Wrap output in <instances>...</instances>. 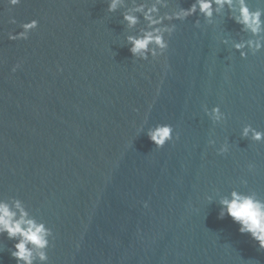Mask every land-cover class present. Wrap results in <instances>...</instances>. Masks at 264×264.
I'll return each mask as SVG.
<instances>
[{
  "label": "water",
  "instance_id": "obj_1",
  "mask_svg": "<svg viewBox=\"0 0 264 264\" xmlns=\"http://www.w3.org/2000/svg\"><path fill=\"white\" fill-rule=\"evenodd\" d=\"M153 2L109 13L107 0H0V199L23 200L53 230L47 264H264L258 243L218 218L233 189L264 199V142L240 135L264 131V48L241 58L232 43L256 37L225 10L211 24L173 21L164 56L137 60L125 37L144 21L129 29L121 13ZM32 19L27 40L8 39ZM217 105L227 119L214 125L204 107ZM158 123L179 139L157 149L138 132ZM0 243V264H16L14 242Z\"/></svg>",
  "mask_w": 264,
  "mask_h": 264
},
{
  "label": "clouds",
  "instance_id": "obj_2",
  "mask_svg": "<svg viewBox=\"0 0 264 264\" xmlns=\"http://www.w3.org/2000/svg\"><path fill=\"white\" fill-rule=\"evenodd\" d=\"M22 0H6L11 9L20 5ZM170 0H155L150 5L147 3L137 4L136 7L121 13L122 22L129 29L136 28L141 19L144 26L140 27L134 34L125 37V46L128 47L132 57L147 61L149 57L156 60L164 56L169 43L166 36H171L176 29L173 21H185L189 17L196 15L203 17L204 21L211 24L216 16L227 10V18L240 25L241 32L251 33L256 39L234 41L231 45L239 52L241 58H246L248 52L255 54L264 48V9L251 10L248 0H193L188 8L179 7L173 11L161 13V8H167ZM124 5V0H107V12L115 13ZM140 13L141 15H136ZM168 23H165V22ZM10 24H17L16 19L10 18ZM194 24L199 27L200 19L197 18ZM39 21L32 19L19 24L21 31L8 33L9 40H27L29 34L37 29ZM221 43L227 45L229 41L225 38ZM20 65L12 68L15 72ZM165 67L167 65L165 64ZM206 115L212 123L222 124L226 122V114L221 111L219 105L208 109L204 107ZM147 123V118H145ZM138 132L148 136L157 149L163 148L166 143L174 139H179V133L174 134L171 124L158 123L148 127L146 130L141 125ZM242 138L250 139L254 142H264V131L257 130L251 124H245L240 133ZM209 145H215L216 141L210 139ZM229 151L228 142H224L217 149L218 155H223ZM249 170L254 165H248ZM247 184V181H241ZM208 202L212 197H207ZM218 218L223 219L226 215L239 225L238 231L241 234H249L256 241L261 250H264V199L255 192H240L233 189L229 194L220 196ZM147 208V202L144 203ZM0 238L13 241V245L8 249L11 257L16 260V264H47L49 257L47 250L54 240L53 230L29 210L25 202L19 198L0 199ZM5 250V246L0 243V253Z\"/></svg>",
  "mask_w": 264,
  "mask_h": 264
}]
</instances>
